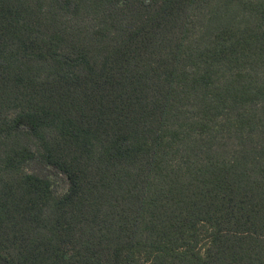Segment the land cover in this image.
<instances>
[{
  "label": "trees",
  "instance_id": "trees-1",
  "mask_svg": "<svg viewBox=\"0 0 264 264\" xmlns=\"http://www.w3.org/2000/svg\"><path fill=\"white\" fill-rule=\"evenodd\" d=\"M0 264H264V0H0Z\"/></svg>",
  "mask_w": 264,
  "mask_h": 264
}]
</instances>
